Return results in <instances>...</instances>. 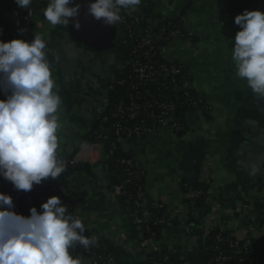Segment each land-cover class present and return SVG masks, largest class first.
<instances>
[{"label":"crops","instance_id":"crops-1","mask_svg":"<svg viewBox=\"0 0 264 264\" xmlns=\"http://www.w3.org/2000/svg\"><path fill=\"white\" fill-rule=\"evenodd\" d=\"M45 8L34 25L27 27L25 9L8 7L0 0V15L14 36H27L32 41L38 34L46 43L53 91L62 101L57 113V153L69 155L108 108L106 100L103 104L88 99L101 96L86 74L104 85L115 61H96L77 69L78 55L64 38L68 27H53L43 15ZM245 9L264 12V0H142L135 9L156 33L169 22H183L185 36L164 45L162 58L184 64L193 87L210 106L207 114H186L189 134L184 137L162 130L121 143L122 150L140 168L137 179L139 176L143 184L145 199L160 203L164 210L166 224L154 231L156 244L174 259L183 252L189 260L201 262L206 231L211 228L223 227L235 236L246 237L252 222L251 208L264 200V99L236 76L232 60L233 40L241 30L234 24V17ZM111 149L110 144L99 147L85 143L74 157L90 171L72 174L65 187L85 194V200L77 205L85 225L94 218L102 220L93 231L98 243L109 245L122 264H149L137 249L133 253L122 249L138 246L139 238L119 197L107 194L112 178L108 165ZM197 185L207 187L209 194L201 209L189 217L182 207L189 190ZM257 242L256 256L264 262V230Z\"/></svg>","mask_w":264,"mask_h":264},{"label":"clouds","instance_id":"clouds-1","mask_svg":"<svg viewBox=\"0 0 264 264\" xmlns=\"http://www.w3.org/2000/svg\"><path fill=\"white\" fill-rule=\"evenodd\" d=\"M28 9L32 0H14ZM142 0H94L88 14L105 26L121 21L120 10L135 11ZM74 5V6H70ZM80 5L75 0H48L43 10L53 26L80 28ZM239 30L233 40L232 60L236 76L264 99V12L245 9L234 17ZM23 32V29H20ZM46 43L35 34L31 42L0 41V177L17 191L30 192L34 185L56 180L66 170L58 159L57 130L61 97L53 91ZM11 196L0 193V264H83L69 249L79 244L87 249L97 237L86 236L79 217L68 214V207L57 196L32 207L24 217L11 211Z\"/></svg>","mask_w":264,"mask_h":264},{"label":"built area","instance_id":"built-area-1","mask_svg":"<svg viewBox=\"0 0 264 264\" xmlns=\"http://www.w3.org/2000/svg\"><path fill=\"white\" fill-rule=\"evenodd\" d=\"M36 0H32V3L29 5L26 11L25 24L27 27H31L37 21V17L41 11H37L35 7ZM8 7L16 5L13 1L12 3H6ZM126 13V12H125ZM147 18L138 14L135 10L128 12L126 15L121 17L120 25H124L123 29L125 30L124 39L127 36L137 35L139 37L137 49L132 50L130 47L129 54L132 57V61L128 63L131 66V71L134 75V79L136 81L135 84H132V90H135L138 84L148 87L146 92V97L142 103L138 102L139 97H134L130 100L129 103H122L119 106L111 108L106 111V119H122L125 120L126 123H134L132 127H125L122 122H114L112 126V130L115 131L116 136H124L125 138L121 139V143L130 137L140 136L144 134H156L162 130L170 131L180 137H184L189 134L188 127L185 123L186 114L189 111H198L205 112L206 109L210 110V106L205 101L203 95L196 90L192 85V76L188 68L182 63H174L164 61L162 58V48L161 40L166 41V44L174 39L184 37L185 30L184 24L182 21H173L178 22L182 29H172L173 22H169L163 31L156 33L150 27L148 29H140L134 31L131 26H129V21L134 24H140L143 21H146ZM3 21L0 20V28H2ZM21 40L31 42L29 37L24 36ZM123 44L125 42H122ZM165 44V45H166ZM86 79L89 84L94 89L95 93L100 95L101 98L107 101L109 93L114 90V86H109L107 81H105L104 85H101L93 80V77L90 74H86ZM110 79V77L106 78V80ZM112 79V78H111ZM113 81V80H112ZM114 82V81H113ZM120 85H125V82H120ZM151 85L154 86H170L173 88V92L176 95L175 101H168L167 99H163L162 96H155L149 87ZM139 93H136L138 95ZM136 98V99H135ZM179 101H185L190 107V110L184 111L179 110L180 106L178 104ZM109 105V103H108ZM204 105V107H203ZM109 108V107H108ZM142 115L144 119H142ZM184 119V124L181 123L180 119ZM97 146L102 147L103 145L100 143H95ZM76 150L70 153L72 158V164H78L76 162L74 155L76 154ZM76 156V155H75ZM126 164L130 170L129 177L132 176L133 172L131 169L137 167L134 164L133 160H128L123 162ZM66 182V181H65ZM65 182L61 186V195L62 197L68 199L67 207L73 206L71 200V193L66 189ZM131 183V179H127L122 185L113 186L110 182L107 187V194L114 197H121L125 195V184ZM1 184V192L3 194L11 196L13 200L14 207L11 211L15 212L18 215H22L24 217H28L30 215V209L34 207V202L32 198L38 195V192H34L33 196L27 198L26 192L20 190L17 191L14 189L13 185L0 177ZM209 194V191L206 193ZM204 195V192L196 189L195 187L189 190L187 194L186 203L183 204V209L186 211L189 217L193 216L194 213V200L200 199ZM22 197L25 199L22 200ZM138 199L143 203L145 207L153 206L154 208L160 207V203H149L144 196L143 191H139L137 194ZM49 197L48 196H40V200L42 203H45ZM190 201V202H187ZM77 211V209H76ZM128 212V211H127ZM130 215V219L132 221V226L136 234L139 238V244L136 247L132 246H122L124 251L138 250L142 253L149 264H170L174 258L168 253L162 252V250L157 246L155 238H145L143 236L144 229H148V224L151 222V215L149 213H145L139 215L138 213L128 212ZM251 225L249 227L248 233L246 237L241 238L232 234V238L234 241L231 243V247L234 249L235 253H245L251 256L257 257L255 253L256 247L259 245L258 238L261 236L262 231L264 230V226L260 227L257 223V216L255 214V208H251ZM102 222L101 219L94 218L90 221L89 224L86 225V228L90 231H94L97 226ZM165 220H161L154 225L157 227L158 225H165ZM219 229L221 232H230L223 227H215L206 231V236L204 239V251L206 250V240L209 234L214 230ZM232 233V232H231ZM222 240V239H221ZM71 253L74 257L79 259H83L80 254H77L74 248L72 247ZM86 254L90 256V259L86 261L84 264H122L121 260L118 259L117 255L114 254L108 257L97 256L94 252H92L89 248L86 249ZM177 257L178 261L184 262V264H193L192 260L187 258V255H184L183 252L180 253ZM149 257L154 259L152 262ZM259 258V257H257ZM152 259V260H153ZM260 259V258H259ZM197 264H203V262H195ZM232 263L231 258L218 256L215 259V264H227ZM264 262L261 261V264Z\"/></svg>","mask_w":264,"mask_h":264},{"label":"trees","instance_id":"trees-1","mask_svg":"<svg viewBox=\"0 0 264 264\" xmlns=\"http://www.w3.org/2000/svg\"><path fill=\"white\" fill-rule=\"evenodd\" d=\"M6 3H12L14 0H4ZM47 5V2L45 0H36L35 7L36 10L39 12L43 8H45ZM126 12V13H125ZM128 12H131V10L127 9H121L120 10V16L126 15ZM135 12V11H134ZM0 20L3 21L1 15ZM2 28H0V41L8 42L13 39H22L24 36H14L11 32V29L8 25L5 24V22H2ZM120 23V22H119ZM120 25V24H119ZM129 26L132 27L134 31L140 30V29H148L150 28V24L148 20L141 22L140 24H134L131 21H129ZM121 28L124 27V25L120 26ZM182 29L181 25L178 22H173L172 29ZM112 31H114V35L112 36V39L109 47H103L101 49L102 52L105 53H115L116 59H115V65L113 69L110 71L108 77L110 79L106 80L109 86H114V90L109 93L108 97V103L109 108L107 110L114 108L116 106H119L122 103H129L131 99L134 97H139L138 102L142 103L144 101L143 97H146V92L148 87H145L143 85L138 84L135 88V90H132V84H135L136 81L134 79V75L131 71V66L128 65L130 61H132V57L129 54V47L132 50L137 49L138 46V40L139 37L137 35L134 36H127L125 39L121 40L119 39V28L117 25H113L111 27ZM80 45H82L84 48H88L91 50L90 46H87L86 43L81 41H77ZM122 42H125L124 44ZM166 41L163 39L161 40V45H165ZM107 77V78H108ZM112 78V79H111ZM114 82H113V81ZM120 82H125V85H120ZM151 89V92L155 96H162L163 99H167L168 101H175L176 95L173 92V88L170 86L160 87V86H154L151 85L149 87ZM136 93H139L136 95ZM0 99H5V95L3 92H0ZM136 99V98H135ZM178 104L182 107H180V111L184 109V111L190 110L191 108L188 107L187 103L185 101H179ZM204 107V105H203ZM106 110V111H107ZM209 113V110L206 109V114ZM145 115H142V119H144ZM106 119V112L101 115L98 119V123L96 127L92 130L91 133L86 135L82 141L80 142L79 146L76 148V151L79 150L85 143L91 142V143H100L103 146L106 144L112 145L111 153H110V159H109V169L112 175L111 183L113 186L116 185H122L127 179H131V183L125 184V195L119 197V203L120 205L128 212H134L138 213L139 215L149 213L151 215V222L148 224V229H144L143 236L145 238H155L157 237V234L154 232L153 228L156 223H158L163 219V209L161 207L154 208L153 206L145 207L143 203L138 199L137 194L141 190L143 191V184L141 181L137 179V174L140 172V168L135 163V161L127 154L125 153L121 148V139L125 138L122 136H116L115 131L112 130V126L114 122H122L125 127H132L134 123H126L125 120L122 119ZM181 123L184 124V119H180ZM58 159H60L64 165H65V171L62 173L60 177H58L56 180H45L41 183V185H34L33 190L30 192H26V197L29 198L33 196L34 192H38L37 196H34L32 198V201L34 202V207L37 208L38 212L41 211L40 205L42 204L40 200V196H57L61 199L62 203L64 205L67 204L66 198L62 197L61 195V186L63 183L74 173L78 171H90L89 167L86 165H79V164H72V158L73 156L70 155H62L58 154ZM128 160H133L134 164L137 165L136 168L131 169L133 172L132 176L129 177L130 170L127 167L126 164H123V162H126ZM196 189H199L204 192V195L200 199L194 200V213L198 212L201 207L203 206L206 198H207V191L208 188L204 185H197L195 187ZM86 196L85 194L81 193H71V200L73 203V206L68 207V214L79 217L82 222V217L77 213V205L85 200ZM25 199V197H22V200ZM190 202V201H187ZM255 214L257 216V223L260 227L264 226V200L260 203H257L255 205ZM193 223V222H192ZM195 223V221H194ZM84 227L86 229L85 235L86 236H94V232L90 231L86 228L85 223L83 222ZM160 225L157 226L159 229ZM222 239V240H221ZM234 241L232 238L231 232H221L219 229H214L208 236L206 240V250L202 254V262L203 264H215V259L218 256H224L231 258L233 264H261V259L251 256L249 254L245 253H238L236 254L234 249L231 247V243ZM77 254H80L83 259V264L86 263L88 259H90V256L86 254V249L80 246L79 244H74L72 246ZM92 252H94L97 256H103L108 257L114 254L113 250L110 248L107 244H100L98 241L95 245H91L88 247ZM87 248V249H88ZM72 248L69 249L70 254L72 255ZM73 256V255H72ZM73 258H77L74 257ZM149 259L154 262V259L152 257H149ZM153 259V260H152ZM196 262V261H195ZM193 262V264H197ZM107 264V263H106ZM170 264H184V262L178 261V260H172Z\"/></svg>","mask_w":264,"mask_h":264},{"label":"water","instance_id":"water-1","mask_svg":"<svg viewBox=\"0 0 264 264\" xmlns=\"http://www.w3.org/2000/svg\"><path fill=\"white\" fill-rule=\"evenodd\" d=\"M94 2V0H75L76 4L80 5L79 15L76 19L79 20L80 28L79 30L73 27L74 20L70 18V23L68 26V31L64 33L65 42L72 50L76 52L78 55V60L75 61L77 69L82 64L90 63L93 65L96 61L106 62L107 60L115 61L116 56L115 53L112 52L109 56L102 53L101 49L103 47L97 46V43L105 42V38L100 40V37L105 36H113L114 31H112V26H105L102 21H96L91 15L88 14L87 8L88 4ZM74 6V5H70ZM125 30L121 28L119 30V39H124ZM83 40L87 46L93 47L91 50H86L85 48L79 47L77 41ZM106 43V42H105ZM89 69H94L92 66H89ZM64 70H67L64 67ZM88 99H95L97 102L105 104V100L101 98H96L92 96ZM109 107L108 103L106 102ZM139 179V176H138ZM0 193L1 192V184H0ZM3 210V209H0ZM154 231H157V227L153 228ZM232 264V263H227Z\"/></svg>","mask_w":264,"mask_h":264},{"label":"flooded vegetation","instance_id":"flooded-vegetation-1","mask_svg":"<svg viewBox=\"0 0 264 264\" xmlns=\"http://www.w3.org/2000/svg\"><path fill=\"white\" fill-rule=\"evenodd\" d=\"M115 25H117L118 26V28H119V30L121 29V27H120V25H119V22L118 23H116ZM105 38V42L106 41H110L111 39H112V37L109 35H107L106 37L104 36L103 37V35H102V37H100V40L101 39H104ZM101 42V43H97V46H101V47H109L110 46V43L111 42ZM86 50H90V49H88V48H85Z\"/></svg>","mask_w":264,"mask_h":264}]
</instances>
